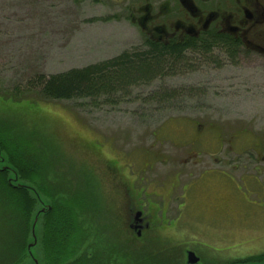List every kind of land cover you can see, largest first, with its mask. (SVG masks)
Masks as SVG:
<instances>
[{
  "label": "rangeland",
  "instance_id": "rangeland-1",
  "mask_svg": "<svg viewBox=\"0 0 264 264\" xmlns=\"http://www.w3.org/2000/svg\"><path fill=\"white\" fill-rule=\"evenodd\" d=\"M128 5H117L115 0H106L103 5L101 0H0V193H7L5 180L7 185L26 191L29 198L48 199L22 177L19 146L8 141L7 130L23 133L19 136L22 141H13L20 143L22 152L33 158L38 157L34 151L47 154L60 179L76 175L81 168L92 172L96 168L99 174L95 175L104 179L110 209L127 202L121 200L127 196L112 200L109 194L114 183L130 181L128 177L138 182L135 198L145 205L150 204V185L155 182L172 189L173 196L181 195L177 173H183V185L192 184L197 190L213 188L208 192L227 190L233 211L227 215L213 211L214 198L198 193L199 198L189 203V213H185L172 240L150 248L160 257H152L149 264H160L162 257L171 255L178 259L180 251L186 249L225 258L230 264L261 263L264 255L254 256L264 254V207L245 198L258 199L250 189L258 193L261 188L257 185L264 184V177L254 171V164L245 168L250 159L255 163L257 148L264 147V64L229 61L226 51L213 49L212 54L188 67L117 96L46 101L39 88H29L39 75L82 70L111 62L125 53L141 52L146 47L142 32L122 21L128 16ZM169 95L174 97H162ZM18 98L24 101H12ZM17 134L9 139L14 140ZM31 137L42 141L41 146L32 147L33 151L26 148ZM208 152L215 156L209 159ZM157 153L162 155L153 160ZM192 153L198 158L185 165L183 160ZM99 155L114 165L106 167ZM164 160L169 161L165 164ZM226 162L237 169L225 167ZM261 167L264 170V164ZM195 195L196 192L191 198ZM105 207H100L96 217L113 215H104ZM7 212L1 207L0 253L5 229L11 225L12 217L17 220L12 208ZM78 218L72 219L79 221ZM16 223L20 241L22 230L19 220ZM81 225L77 224L75 231H80ZM162 225H166L165 220ZM38 228L42 235L38 256L45 263V231L42 224ZM224 234L226 255L219 253L217 240ZM242 240L246 241L244 247ZM30 242L33 240L27 244L25 258L30 260L26 264H33L28 254ZM247 243L253 248L248 245L245 249ZM12 249L14 253L19 251L17 244ZM161 249L170 250V254ZM32 253L36 255L37 249ZM141 264H147L146 260Z\"/></svg>",
  "mask_w": 264,
  "mask_h": 264
},
{
  "label": "flooded vegetation",
  "instance_id": "flooded-vegetation-1",
  "mask_svg": "<svg viewBox=\"0 0 264 264\" xmlns=\"http://www.w3.org/2000/svg\"><path fill=\"white\" fill-rule=\"evenodd\" d=\"M115 1L117 5L125 2L129 4L128 16L126 15L122 21L140 29L145 46L160 45L168 48H187V52L180 58L193 62L208 56L194 54L195 48L201 50L210 47L212 51L214 49V51L229 52L225 47L234 45L236 54L228 53L225 55L229 61L242 59L246 62L264 64V0ZM105 2L106 0H101L102 5ZM181 66L183 67L180 68L183 69L184 65ZM257 149L258 160L256 159L253 163L250 159L249 165L245 169L247 170L250 165L254 164V171L264 177V170L261 167L264 164V147ZM157 154L153 160L162 155L161 153ZM206 155L209 159L215 156L211 152L206 153ZM195 156L198 157V154H190L188 158L183 160L184 164L189 165ZM99 160L106 167L114 165L105 158L103 159L102 155H99ZM168 161L164 160L163 163L167 164ZM199 163L200 161L197 162V164ZM147 165L150 166L151 162ZM224 166L237 169L236 166L231 167L227 162ZM116 172L120 174V171L116 170ZM183 176V173H177L179 179L177 187L182 190L181 195L175 197L172 189H168L162 183L155 182L156 184L150 185V204L145 205L139 204V200L135 198L138 182L114 183L113 191L109 195L113 196V201L117 200L116 198L120 199V196H127L121 199L123 202L127 201L126 204L121 206L114 204L112 216H90L92 222L81 223L82 230L69 232L73 238L79 237L81 257L85 255L81 258L80 264H135V262L140 263L145 260L149 264L152 257L156 259L160 257L154 249L150 251V248L155 245L158 246L164 241L172 240L171 238L185 217V213H189V203L199 198L198 193L214 198L213 211H217L221 215H227L233 211V200L230 199L227 190L225 192H208L213 189L210 187L197 190L192 184L183 185L181 183ZM95 177L99 181L100 198L105 199L104 179L96 175ZM129 179L130 177H128ZM105 185L107 186V184ZM163 186L167 188V191L163 189ZM257 187L261 188L258 193L256 190L250 189V191L252 194H257L258 199L252 200V197L245 199L264 207V184H259ZM195 192V197L191 198ZM108 205L111 206V203ZM88 218L89 216L80 217L81 220ZM164 220L166 225H162ZM120 222H123L122 225ZM171 222L174 223L172 226H170ZM226 237L227 235L224 234L217 238L219 253L223 255H226L227 250V244L223 243L226 241ZM262 238L264 239V236ZM245 243L246 241L242 240L241 247H244ZM248 245L251 244L247 243L245 249ZM252 248L251 245L250 249ZM161 250L170 254V250ZM191 252L198 256L200 264H230L225 258L207 254L199 255L190 249L180 251L178 259H176L177 256L174 258L173 255L168 258L162 257L160 264H174L175 261V264H189V253ZM187 256L188 258H186ZM262 261L264 259L259 262Z\"/></svg>",
  "mask_w": 264,
  "mask_h": 264
},
{
  "label": "trees",
  "instance_id": "trees-1",
  "mask_svg": "<svg viewBox=\"0 0 264 264\" xmlns=\"http://www.w3.org/2000/svg\"><path fill=\"white\" fill-rule=\"evenodd\" d=\"M225 49L229 50V52L226 51L227 54H236L234 45H229ZM186 52L187 48L149 45L141 52L125 53L105 64L82 70H72L49 77L39 75L34 81L29 83V88H39L40 95L46 101H71L89 98L97 99L104 96L108 97L109 95L117 96L137 85H148L156 81L157 78L166 77L172 74V71L183 67L181 65H184V68L188 67L185 65H190L192 60L180 58ZM193 53L202 54L203 56L210 55L212 54V49L210 47L201 50L195 48ZM162 97L170 99L174 95ZM12 101L19 103V101H24V99L20 100L18 98V100L13 99ZM29 102L34 103V101ZM93 104L97 105L96 102ZM7 131L10 132L9 135H7ZM7 131L6 137L8 141L19 146L18 168L22 173V177L30 180L38 190H41L43 195H47L50 202L48 199H40L41 201H39L38 198H29L26 191L7 185L4 180L3 186L7 193H0L2 195L0 209L2 207L9 214V209L12 208L17 220H19L22 234H20L21 240L19 241V226L15 217H12L11 225L5 229V240L2 244V253H0L1 264H26L30 260V257L25 258V255L27 254V244L32 239V223L39 212V208L45 207L46 209L47 205L51 206V210H47L39 216L41 219L39 224L43 225V230L45 231L44 244L47 255V261L45 260V263L41 264H80L81 258L85 256L82 255L81 257V253L79 254L80 240L70 239L73 236L69 232L71 230L74 232L80 222L91 223L90 216H99L101 213L100 207L103 205L106 206V209L102 211L103 214L113 213L112 209L108 207L107 201L104 198H100L99 181L95 177V174L97 175L96 168L93 172L89 168L87 170H85L86 167L84 169L81 168L80 171L76 170V175H71L65 178L66 180L60 179L61 175L54 169L50 159H47V154L38 155L34 151L38 157L33 158L31 155L22 152L23 147L20 143L18 145L13 141L18 138H21L22 141V137L19 136H22L23 133L21 131H19V134L14 131ZM15 134H17L15 139L10 140L9 138ZM28 135L31 136V133H28ZM41 145L42 141L31 137L26 144V148L33 151V146L36 148ZM102 158L104 159L103 156ZM81 159L79 158L80 161L87 164ZM73 164L75 166L78 165L76 162H73ZM91 168L93 169V167ZM5 200H8L7 203L4 202ZM76 216L79 217L80 222L77 219H72ZM83 216H89V218L81 220L80 217ZM31 217L33 218L32 220ZM16 244L19 251L14 253L12 248ZM141 263L135 262V264Z\"/></svg>",
  "mask_w": 264,
  "mask_h": 264
},
{
  "label": "water",
  "instance_id": "water-1",
  "mask_svg": "<svg viewBox=\"0 0 264 264\" xmlns=\"http://www.w3.org/2000/svg\"><path fill=\"white\" fill-rule=\"evenodd\" d=\"M37 198L40 200L39 197H37ZM46 207H47L46 209H45V207H43L42 208V211H39L37 213V215L35 216L34 221L32 223V228H31V236H32V239L31 240H33V242H30L29 243V245H28V252H29V255L32 258L33 264H41V263H43L41 261L40 257L38 256L39 250H38L37 245L40 243L39 241H40V239L42 237V235L40 233V230L38 228V225H39V221H40V217L39 216L41 214H44L47 210H51V206L47 205ZM33 249H37V254L36 255L34 253H32V250ZM37 256H38V258L40 260L37 258ZM259 264H264V262H261Z\"/></svg>",
  "mask_w": 264,
  "mask_h": 264
},
{
  "label": "bare ground",
  "instance_id": "bare-ground-1",
  "mask_svg": "<svg viewBox=\"0 0 264 264\" xmlns=\"http://www.w3.org/2000/svg\"><path fill=\"white\" fill-rule=\"evenodd\" d=\"M196 158H198V157H196ZM130 179H131L130 182H132V178H130ZM39 201H41V200H39ZM189 262H190L189 264H200V259L198 258V256L195 253H189Z\"/></svg>",
  "mask_w": 264,
  "mask_h": 264
}]
</instances>
